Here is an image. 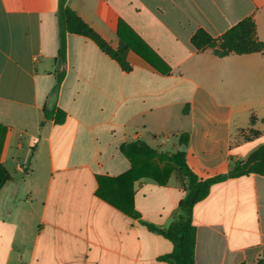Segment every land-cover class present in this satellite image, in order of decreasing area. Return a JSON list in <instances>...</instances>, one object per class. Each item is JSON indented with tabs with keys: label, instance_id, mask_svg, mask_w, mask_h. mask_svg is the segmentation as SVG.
<instances>
[{
	"label": "crops",
	"instance_id": "1",
	"mask_svg": "<svg viewBox=\"0 0 264 264\" xmlns=\"http://www.w3.org/2000/svg\"><path fill=\"white\" fill-rule=\"evenodd\" d=\"M68 6L115 50L119 27L144 43L156 68L130 50L126 72L93 41L70 34L61 67L59 0H0V166L11 176L0 189V264H169L161 258L173 244L145 224L167 229L176 221L181 180L176 171L165 186L121 180L132 168L121 147L142 141L158 152L184 150L207 179L264 146V52L219 58L191 42L200 29L217 38L252 17L264 43V0ZM60 110L66 118L57 124ZM99 191L132 197L138 217ZM193 222L196 264H256L264 252V176L213 185Z\"/></svg>",
	"mask_w": 264,
	"mask_h": 264
},
{
	"label": "trees",
	"instance_id": "2",
	"mask_svg": "<svg viewBox=\"0 0 264 264\" xmlns=\"http://www.w3.org/2000/svg\"><path fill=\"white\" fill-rule=\"evenodd\" d=\"M59 26V50L57 64L63 66L67 56V36L78 35L93 41L105 54L117 61L126 72L132 70L127 61V54L133 50L153 67L155 64L146 57L144 50L148 47L142 43L134 44L133 40L124 35L119 27L118 35L121 40L120 48L115 50L96 31H94L74 10L68 6V0H59L57 13ZM198 52L213 49L215 56L219 58L227 57L231 54L249 55L264 52L262 43L257 34V27L252 17L245 18L229 29L222 36L214 38L205 30H198L191 40ZM64 77V71L58 72V84ZM53 114L46 112L47 118ZM66 113L58 111L55 113L57 124L63 123ZM189 143V135L182 134L179 138V145L186 148ZM122 153L131 162L132 168L121 180L131 179L136 182L143 178L156 181L159 185L165 186L169 182L173 171H176L181 180L182 187L186 193L179 203V216L167 229H159L153 225L145 224L150 231L160 234L163 238L173 244V251L161 258L169 264H196L195 253L197 244V229L193 222L194 207L206 199L211 187L217 183L232 178H240L250 175L264 176V146L258 148L244 162H237L235 168L228 174L217 175L207 179L200 178L193 172L187 162V153L177 151L176 153L158 152L147 143L137 141L125 144L121 147ZM11 180L9 172L0 166V189ZM100 185L101 182H100ZM97 196L115 207L122 213L131 217H138L133 210L132 197L126 198L123 193L122 198H112L104 195L102 191L97 192ZM256 264H264V252L257 260Z\"/></svg>",
	"mask_w": 264,
	"mask_h": 264
},
{
	"label": "rangeland",
	"instance_id": "3",
	"mask_svg": "<svg viewBox=\"0 0 264 264\" xmlns=\"http://www.w3.org/2000/svg\"><path fill=\"white\" fill-rule=\"evenodd\" d=\"M253 134L250 132V133H246V135H245V138L247 139L248 137H251ZM171 153H173V152H171Z\"/></svg>",
	"mask_w": 264,
	"mask_h": 264
}]
</instances>
